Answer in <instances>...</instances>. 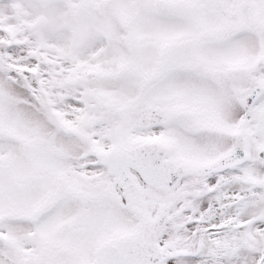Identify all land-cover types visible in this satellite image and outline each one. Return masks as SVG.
<instances>
[{
	"label": "snow or ice",
	"instance_id": "1",
	"mask_svg": "<svg viewBox=\"0 0 264 264\" xmlns=\"http://www.w3.org/2000/svg\"><path fill=\"white\" fill-rule=\"evenodd\" d=\"M0 264H264V0H0Z\"/></svg>",
	"mask_w": 264,
	"mask_h": 264
}]
</instances>
